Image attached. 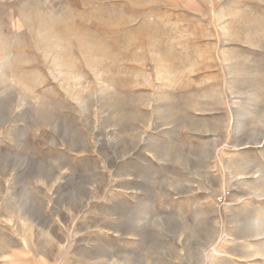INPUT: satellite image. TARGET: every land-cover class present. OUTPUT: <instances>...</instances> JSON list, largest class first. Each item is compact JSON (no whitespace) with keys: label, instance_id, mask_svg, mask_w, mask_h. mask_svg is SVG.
<instances>
[{"label":"rangeland","instance_id":"374dc122","mask_svg":"<svg viewBox=\"0 0 264 264\" xmlns=\"http://www.w3.org/2000/svg\"><path fill=\"white\" fill-rule=\"evenodd\" d=\"M263 234L264 0H0V264H264Z\"/></svg>","mask_w":264,"mask_h":264},{"label":"bare ground","instance_id":"6f19581e","mask_svg":"<svg viewBox=\"0 0 264 264\" xmlns=\"http://www.w3.org/2000/svg\"><path fill=\"white\" fill-rule=\"evenodd\" d=\"M259 234H262V233H259ZM264 235V234H263Z\"/></svg>","mask_w":264,"mask_h":264}]
</instances>
